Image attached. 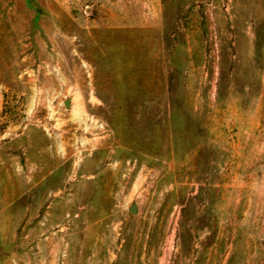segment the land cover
Segmentation results:
<instances>
[{"label": "rangeland", "instance_id": "obj_1", "mask_svg": "<svg viewBox=\"0 0 264 264\" xmlns=\"http://www.w3.org/2000/svg\"><path fill=\"white\" fill-rule=\"evenodd\" d=\"M0 264H264V0H0Z\"/></svg>", "mask_w": 264, "mask_h": 264}, {"label": "water", "instance_id": "obj_2", "mask_svg": "<svg viewBox=\"0 0 264 264\" xmlns=\"http://www.w3.org/2000/svg\"><path fill=\"white\" fill-rule=\"evenodd\" d=\"M68 105V104H67ZM130 213L132 214H137L138 213V209H137V205L133 204L130 209H129Z\"/></svg>", "mask_w": 264, "mask_h": 264}]
</instances>
